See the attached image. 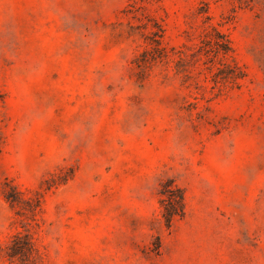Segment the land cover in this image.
Returning a JSON list of instances; mask_svg holds the SVG:
<instances>
[{
    "label": "rangeland",
    "instance_id": "374dc122",
    "mask_svg": "<svg viewBox=\"0 0 264 264\" xmlns=\"http://www.w3.org/2000/svg\"><path fill=\"white\" fill-rule=\"evenodd\" d=\"M0 264H264V0H0Z\"/></svg>",
    "mask_w": 264,
    "mask_h": 264
},
{
    "label": "trees",
    "instance_id": "16d2710c",
    "mask_svg": "<svg viewBox=\"0 0 264 264\" xmlns=\"http://www.w3.org/2000/svg\"><path fill=\"white\" fill-rule=\"evenodd\" d=\"M162 195L165 197L160 202L164 210L162 215L166 225L170 226L175 217L183 214V197L176 189L171 193L162 192Z\"/></svg>",
    "mask_w": 264,
    "mask_h": 264
}]
</instances>
